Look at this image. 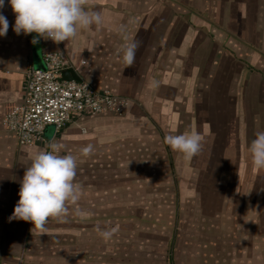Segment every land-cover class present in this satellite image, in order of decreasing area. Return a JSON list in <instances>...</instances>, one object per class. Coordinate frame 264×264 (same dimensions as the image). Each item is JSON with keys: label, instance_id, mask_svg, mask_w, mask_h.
<instances>
[{"label": "crops", "instance_id": "0c3cea01", "mask_svg": "<svg viewBox=\"0 0 264 264\" xmlns=\"http://www.w3.org/2000/svg\"><path fill=\"white\" fill-rule=\"evenodd\" d=\"M84 7L98 11L102 22L66 41L38 38L36 44L37 34L13 32L7 0L0 9L9 22L0 37V264H39L55 256L71 264L76 255L85 258L112 244L101 231L114 230L113 240L118 226L128 223L121 232L130 239V253H150L153 231L164 239L159 246L170 240L172 248L183 228L184 174L192 175L193 211L200 205L203 214L211 207L217 212L212 228L227 229L232 216L249 219L258 205L264 169L253 165L248 148L264 131V0H84ZM131 41L138 46L126 65L118 49ZM48 49L62 52L80 80L127 103L121 115L80 114L59 130L48 126L44 141L20 146L4 115L21 102L29 69L43 67ZM191 131L201 136V147L190 159L164 142L169 134ZM51 143L77 157L80 196L66 203V214H78L85 235L77 244L40 243L46 232L8 219L30 157ZM88 144L94 150L83 156ZM200 186L213 193L200 198Z\"/></svg>", "mask_w": 264, "mask_h": 264}, {"label": "clouds", "instance_id": "9594fccd", "mask_svg": "<svg viewBox=\"0 0 264 264\" xmlns=\"http://www.w3.org/2000/svg\"><path fill=\"white\" fill-rule=\"evenodd\" d=\"M7 4L15 14L13 32L37 34L31 39L33 44L38 43V38L51 39L54 43L66 41L75 37L78 29L102 22L98 11L85 9L84 0H7ZM4 5L5 0H0V9ZM8 28L9 22L0 12V37L6 35ZM137 46L136 41H131L118 49L126 65L133 63ZM164 142L190 159L200 151L201 136L195 131L169 134ZM93 150L88 144L80 151L88 156ZM248 151L253 165L264 169V131L255 134ZM76 171L77 157L70 153L62 155L56 143H51L49 150H37L19 180V198L8 219L30 221L42 234L50 217L62 218L67 211L66 203L79 199L80 191L74 183ZM113 232L104 230L100 235L109 239Z\"/></svg>", "mask_w": 264, "mask_h": 264}, {"label": "rangeland", "instance_id": "374dc122", "mask_svg": "<svg viewBox=\"0 0 264 264\" xmlns=\"http://www.w3.org/2000/svg\"><path fill=\"white\" fill-rule=\"evenodd\" d=\"M184 178L186 180L183 184V195L180 197L182 200L180 221L183 228L175 234L173 249L170 240L167 241L166 247L159 246L164 239L153 231L150 235L152 238L150 241L153 244L149 246L150 253H130V239H126L127 236L121 232L130 229V223H128L118 226L120 235H115L118 237L116 239H108L107 241L112 244L103 247L102 252L89 254L85 258H79L76 255L71 264H133L138 261L141 263L143 260L150 264H170L171 262L174 264H264V177H262V188L259 192L257 191V208L252 207L248 211L249 219L239 222L238 216V218L232 216L229 227L225 230L220 227L212 228L213 225L216 227L215 223H217L215 218L217 212L214 208L211 207L208 215L203 214L207 213L206 207H200V205L193 211L197 197H195L196 192H191L190 188L193 186L192 175L184 174ZM201 178L197 185L203 183L204 180ZM202 188L203 186H200V198H205L207 191L213 193L210 189L203 191ZM217 193L220 194L221 200L226 197L222 190ZM236 208L231 207L232 214L236 213ZM77 216L76 213L74 216L66 214L59 219L50 217L43 229L47 235L38 238L39 242L47 244L81 242L85 235H80L81 226ZM68 218L73 221H68ZM116 227L114 226L115 229ZM38 231L41 232V229ZM62 263L63 261L60 262L56 256L53 261L39 262V264Z\"/></svg>", "mask_w": 264, "mask_h": 264}, {"label": "built area", "instance_id": "2783aa9c", "mask_svg": "<svg viewBox=\"0 0 264 264\" xmlns=\"http://www.w3.org/2000/svg\"><path fill=\"white\" fill-rule=\"evenodd\" d=\"M70 67L62 52L48 49L43 68L29 69L21 102L4 115L6 129L15 133L20 146L44 141L48 126L59 130L80 114L123 113L125 98L95 89L84 80L63 79L62 72Z\"/></svg>", "mask_w": 264, "mask_h": 264}, {"label": "water", "instance_id": "95a60500", "mask_svg": "<svg viewBox=\"0 0 264 264\" xmlns=\"http://www.w3.org/2000/svg\"><path fill=\"white\" fill-rule=\"evenodd\" d=\"M43 67H41L40 69H42ZM62 78L63 79H75V80H80V78L78 76H76L71 69H67V70H64L62 72Z\"/></svg>", "mask_w": 264, "mask_h": 264}]
</instances>
